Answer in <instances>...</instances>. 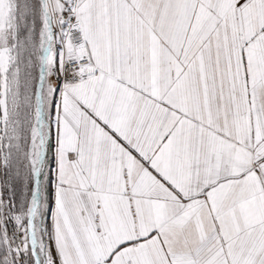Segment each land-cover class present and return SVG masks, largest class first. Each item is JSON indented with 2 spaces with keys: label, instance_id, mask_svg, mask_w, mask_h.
<instances>
[{
  "label": "snow or ice",
  "instance_id": "snow-or-ice-1",
  "mask_svg": "<svg viewBox=\"0 0 264 264\" xmlns=\"http://www.w3.org/2000/svg\"><path fill=\"white\" fill-rule=\"evenodd\" d=\"M0 264H264V0H0Z\"/></svg>",
  "mask_w": 264,
  "mask_h": 264
}]
</instances>
